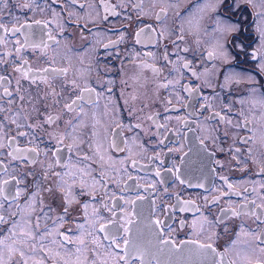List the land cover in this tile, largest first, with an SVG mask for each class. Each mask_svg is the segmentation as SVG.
<instances>
[{
	"label": "flooded vegetation",
	"instance_id": "af4514ba",
	"mask_svg": "<svg viewBox=\"0 0 264 264\" xmlns=\"http://www.w3.org/2000/svg\"><path fill=\"white\" fill-rule=\"evenodd\" d=\"M215 2L178 0V7L169 10L165 21L168 29L165 40H158L157 33L152 31H159L161 25L155 18L159 7L153 9L151 0H143L147 15H141L134 7L140 0H76L75 4L72 0H36L43 12L21 8L25 0H9L8 6L0 11V22L9 29L14 26L13 17H18L19 23L52 21L44 32V38L47 40L46 33L51 31L59 40L58 46L47 41L46 55L42 56L30 47L17 55L19 45L16 40L23 43V35L9 32L5 36L0 30V36H5V42L0 43V60L4 61L0 62V77L6 78L0 81V108L4 109L0 111V122L3 123L0 142L5 145L0 148V162L10 175L24 180L20 185L10 182L5 195H8V189L14 192L16 187H26L27 192L17 201L23 206L39 185L37 200L42 198L43 204L37 203L36 214H40V208L44 207L48 216V219H41V230L45 224L52 228L62 211L61 194L57 192L53 196L45 191L46 188H54L57 182L53 172L63 174L67 170L63 165L80 166L82 153L66 147L72 143L69 139L56 144L47 134L52 131L47 125L35 129L17 128L9 120L16 111H20L17 119L22 125L40 124L43 116L48 114L59 115L56 129L63 131L66 122L76 115L64 109L65 103L79 95L78 91L63 87L65 79L73 78L82 86L87 83L101 93L99 107L84 104L88 113L84 119L89 124V129L83 130L85 136L95 113L104 126L103 143L107 156L117 168L121 167L119 162L124 161L126 170L112 176L118 183H108L107 199H100L104 196V188H98L95 201L88 196L77 195L78 203L69 208V215L60 231H67L73 237L77 234V224L83 223L81 204L88 202L89 213L93 207L98 208L105 221L115 222L109 223L108 228L117 232L121 248L123 237L127 235L146 250L143 264H211V257L192 251L197 245L190 241L199 239L200 243H212L218 253L228 248L226 259H233L234 248L243 249L244 242L251 240V237L240 235L237 241L241 226L246 232L264 230V219L258 221L251 214L232 217L222 211L229 205L236 207L252 200L260 204L261 197H264V187H261L264 185V172L260 171L264 167V144L260 142L264 134L261 127L264 73L259 72L258 61L251 58L253 49L259 46L256 13L262 9L259 0H256L255 8L245 4L244 0H235V3L234 0H223L213 11L208 5ZM81 4L91 5V8L81 10ZM229 24L240 31L225 33L218 30ZM33 28L39 32L43 25H33ZM142 28L144 32L137 37ZM178 34L183 35V40L177 39ZM110 41L117 43L106 48ZM219 45H223L226 58L218 55ZM165 48L172 63L163 60ZM149 53L154 55L149 56ZM209 53L217 54L210 57ZM25 60L28 62L26 67L33 70L27 79L15 71ZM185 62L200 74V79L181 67ZM141 64L154 65L161 72L157 75L151 68H141ZM173 64L180 69L179 72L173 70ZM60 68L68 69L67 78L56 77L48 83L40 82V77L45 75L43 69ZM33 76L37 83L31 82ZM177 80L179 84L173 83L166 88L159 86ZM185 85L196 91H185ZM49 86L55 89L57 96L46 95L50 91ZM5 88L13 94L11 97L4 95ZM108 89H111L110 96ZM20 96L25 98L23 102ZM133 96L136 99L133 100ZM30 99L39 109V116L28 103ZM108 100L117 106L116 114L111 118L104 116ZM108 111L111 113L112 109ZM150 116L153 119L149 120ZM25 117L29 118L25 120ZM246 120L250 121L247 125ZM137 124L140 127H135ZM19 132H28L29 135L19 136ZM11 137L16 139L10 143ZM249 137L254 139H246ZM14 149L25 150L26 158L13 160L7 153ZM31 149L37 151L31 152ZM236 149H239L238 153ZM83 151H88L86 145ZM53 152L58 156L53 157ZM33 158L35 163H32ZM56 159H59V165L55 164ZM49 164L54 165L52 169L48 168ZM93 167L98 173L99 165L93 164ZM221 177H226L227 183ZM4 179H9V176L0 173V180ZM228 184L233 187L229 188ZM213 197L219 199L210 203ZM184 202L192 203L185 206ZM102 203H107L115 216L106 211ZM49 207L52 211H48ZM252 207L248 204L249 209ZM256 213L261 214V210L256 209ZM2 214L9 216V212ZM126 217L132 221L131 224L127 223ZM203 217L212 222V227L206 224L205 233L199 235V230L194 231L191 225L193 220L199 221ZM217 217L223 223H219ZM32 219L35 223V215ZM156 220L163 224L156 226ZM8 227V224L0 225V236L9 234L6 231ZM125 227L130 229L127 234ZM209 232L215 233L212 241L207 239ZM98 235L103 239L105 234ZM155 235L163 239L171 237L178 247L168 245L162 250L157 249ZM233 241H237L235 246ZM104 244L107 247L108 241L105 240ZM48 264H52L51 259ZM130 264H142V261L134 257Z\"/></svg>",
	"mask_w": 264,
	"mask_h": 264
},
{
	"label": "snow or ice",
	"instance_id": "6c2138e0",
	"mask_svg": "<svg viewBox=\"0 0 264 264\" xmlns=\"http://www.w3.org/2000/svg\"><path fill=\"white\" fill-rule=\"evenodd\" d=\"M8 3L9 0H0V11L7 7ZM72 3L75 4L76 0H72ZM222 3L223 0H216L214 4H209L208 7H211L212 10L215 11L216 7ZM244 3L252 6L253 8L257 7L256 0H244ZM134 7L139 9L141 15L148 14L144 12L143 0H140V3ZM151 7L153 9L159 7V11L155 12V18L161 25L159 31H157V29H152V31L157 33L158 40H165L167 39L168 34L165 21L169 10L178 7V0H151ZM259 7L262 9L256 13V16L258 17L256 33L258 34L259 46L253 49L251 58L258 61L259 72L264 73V0H259ZM21 8L29 11H44V9L40 8L39 5L36 4V0H25V3L21 5ZM90 8L91 5L88 4L80 5L81 10ZM54 15H59V13H54ZM179 15L180 13L177 12L176 16L179 17ZM13 21L14 26L10 29L6 27L4 23L0 22V30L5 33V36L9 32L13 34L21 33L23 35V43H21L19 39L16 40V44L19 45V47L16 48L17 55L20 54L22 49L30 47L33 51H39L43 56L46 55V50L49 47L47 41H51L52 44L56 46L59 45V40H57L56 36L52 35L51 31L46 33L47 40L44 38V32L52 21L33 20L30 23L28 21L19 23L18 17H13ZM189 23H191V21H189ZM17 24L18 26H16ZM33 25H43V28H41L38 32L33 28ZM148 27L151 26L149 25ZM62 30L63 29L61 28V31ZM218 30L225 33L240 31L239 28L231 24L225 25L223 28ZM143 32L144 29H140L137 33V37H139V35ZM180 32H183L182 28L180 29ZM5 36H0V43L5 42ZM177 39L183 40V35L178 34ZM122 41L123 36L120 37V42ZM138 42L139 40H137V43ZM115 43H117V41H110L109 45H105V47L107 48ZM172 43L175 44V41ZM219 49L220 51L218 55L222 58H226L227 53L223 51V45H219ZM241 50H244L243 44L241 45ZM183 51H187V49H184ZM216 54L217 53H209V56L211 57ZM6 55H11V53H6ZM148 55L153 56L154 54L149 53ZM163 60L165 62L172 63V61L169 60V54L166 48L163 53ZM0 62L4 61L0 60ZM27 63L28 62L25 60L15 69V71L21 72L23 78L25 79L28 78L29 72L33 71L30 67H26ZM139 66L141 68H151L153 73L157 75L161 72V69L154 65L141 64ZM181 67L188 69L192 76L196 79H200V74L196 70L192 69L189 63L185 62L181 65ZM173 70L177 72L180 71L179 68H176L175 64H173ZM42 71L45 75L40 77V82L43 83H48L50 79H55L56 77L67 78L68 76V69L66 68L43 69ZM205 72L207 73L208 70L205 69ZM5 79V77H0V81ZM31 82L37 83L35 76H33ZM173 83L179 84V80L175 82L168 81L167 84H161L159 86L166 88ZM17 84L19 85V81H17ZM49 87L50 91L46 95L53 97L57 96L58 94L55 89L51 88V86ZM63 87L65 89H71L73 92H79V95H76L75 99H71L69 103L64 104L65 110L68 112H75L76 115L73 119L66 122V127L63 131H57L56 126L58 125L60 116L53 114L43 116L42 123L40 124L34 125L31 123H25L22 125L17 119V117L20 116V111H16L12 113L9 123L16 125L17 128L27 127L29 129H35L37 127L44 128L45 125L51 127L52 131L47 133L50 139L54 140L56 144H62L66 139H69L72 143L68 144L66 147L70 150L75 149L77 152L82 153L79 157L80 166L70 167L69 165H63V167L67 169L63 174L53 172V175L57 177V182L54 188L49 187L46 188L45 191L53 196H55L57 192L61 194L60 207L62 211L56 217L52 228H49L47 224H45L44 229L41 230L40 221L41 219H48V216L44 207L40 208V214H36L37 203L41 205L43 204L42 198L37 200L39 185H36L37 191L31 193L25 200L23 206H21V204L17 201L27 192L26 187H16L14 192L13 190L8 189V195H5V191L10 182H15L16 185H20L24 183V180L22 177L10 175L7 172V168H5L3 163L0 162V173L9 176V179L0 180V225H9L6 229L9 234L7 236H0V264H48L49 259H51L52 264H130V261L134 257L140 258L143 264L144 258L147 255L146 250L141 245L128 238L127 235L123 237V248H121L120 237L117 232H111L108 228L109 223L114 224L115 222L105 221V218L101 215L100 209L98 208L93 207L91 213H89L88 209L90 205L88 202L81 204L83 209V223L77 224V234L74 237L70 236L67 231L59 230V228L63 225L65 217L69 215V208L74 203H78L77 195L88 196L91 200L95 201L98 199V188H104V196L100 199L102 201L107 199L108 183H118V181L112 179V176L119 174L122 170H126L123 168L124 161H120L119 163L121 167L117 168L111 157L107 156L103 143L105 139L104 126L101 124V120L96 117L95 113H93L91 117L92 123L88 135L85 136L83 131L84 129H89V124L86 123L84 119L88 115V113L85 112L84 104L88 103L95 107H99L101 93L97 92L95 88L91 87L87 83L82 86L76 78L71 80L65 79ZM184 89L189 92L196 91L195 88H190L187 85L184 86ZM17 92H19V86L17 87ZM108 94L109 96L111 95V89H108ZM4 95L11 97L13 94L5 88ZM19 99L23 102L25 98L20 96ZM42 99L43 98H40V100ZM132 99L134 100L136 97L133 96ZM8 102L11 103L12 101L9 100ZM28 103L32 105V110L37 112V115L39 116L40 111L35 107V103H33L31 99ZM36 103H39V100H37ZM125 103H127V101H125ZM207 107H210V105H207ZM261 107L264 108V101H261ZM109 108L112 109L111 113L108 111ZM116 108L117 106L111 100H108L105 104L104 116L111 118V116L116 114ZM3 110V108H0V111ZM216 115H219V113H216ZM28 118L29 117H25L24 119L27 120ZM148 119L151 120L153 118L150 116ZM221 119H223V117H221ZM261 120V127L264 128V116L261 117ZM248 123H250V121L246 120L245 125ZM135 127H140V125L137 124ZM0 128H3L2 122H0ZM18 135L26 137L29 133L19 132ZM15 139V137H11L10 143L14 142ZM246 139H254V137ZM260 142L264 144V134H262ZM84 145H86L88 149L86 152L83 151ZM4 147L5 145L0 142V148ZM24 151L25 150L14 149L12 152H8L7 155L13 160L24 159L26 158ZM29 151L36 152L37 150L31 149ZM251 151L252 150L249 149L250 153ZM236 152L238 153L239 149H236ZM44 154L45 156L48 155L47 152ZM52 154L53 157L58 156L57 152H53ZM35 162L36 160L33 158L32 163ZM133 163H135V161ZM55 164H60L59 159L55 160ZM93 164L99 165L100 170L98 173L93 167ZM53 166V164H49L48 168L52 169ZM260 171L264 172V167H262ZM157 175H159V173H157ZM65 177H67V179H65ZM45 178L47 177L45 176ZM221 179L227 183L226 177H221ZM228 187L232 188L233 186L228 184ZM261 187H264V185H261ZM222 195H228V193H223ZM9 197H11V199H9ZM217 199L219 198L213 197V200L210 201V203L216 202ZM261 201L262 202L260 204H257L255 200H252L248 201L244 205H237L236 207L229 205L228 209L222 211H224L226 215L230 214L232 217H238L242 214H251L256 216V219L259 221L264 219V197H261ZM184 203L185 206H187L188 203L192 202ZM248 204L253 205V207L249 209ZM13 206L15 210H13ZM102 207L106 211L112 212V215L115 216V212L108 207L107 203H102ZM256 209H260L261 214L258 215L256 213ZM48 211H52V209L49 207ZM3 212H9V216L6 217L2 214ZM34 215L35 223H33L32 219ZM126 220L128 224L132 223V221L127 219V217ZM217 221L219 223H223V220L220 217H217ZM154 224L156 226H160L163 222L156 220L154 221ZM206 224L209 225L210 228L212 227V222L208 221L207 217H203L199 221L193 220L191 227L194 231L198 229V234L203 235L205 233ZM129 231V228H124V232L126 234ZM161 232H163L162 228ZM99 233L105 234L103 239H101L98 235ZM240 235L251 237V240L244 242L245 247L243 249L234 248L232 255L235 258L233 259H226L229 255L228 248H225L223 252L218 253L212 243H200L199 239L190 241L189 243L197 245V248L192 250L195 254L211 257V264H264V230H261L259 233L251 231L246 232L244 227L241 226V232L237 236V241L239 240ZM214 236V232H209L207 239L212 241ZM105 240L108 241L107 247L104 244ZM155 241V246L160 250L168 245H172L173 248L178 247V245H175V243L171 240V237L163 239L160 235H155ZM237 241H233V246L237 244ZM17 255L19 257L18 260H16ZM217 256L219 259H216Z\"/></svg>",
	"mask_w": 264,
	"mask_h": 264
}]
</instances>
